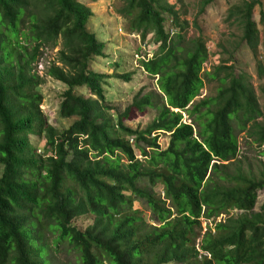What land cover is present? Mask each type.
Listing matches in <instances>:
<instances>
[{"label": "trees", "instance_id": "1", "mask_svg": "<svg viewBox=\"0 0 264 264\" xmlns=\"http://www.w3.org/2000/svg\"><path fill=\"white\" fill-rule=\"evenodd\" d=\"M120 1L125 30L142 41L152 35L156 50L140 66L156 78L167 107L191 120L171 135L187 142L160 148L166 119L142 130L124 124L132 109L150 104L151 94L134 95L122 112L106 100V80L129 82L132 74L93 70L105 44L87 27L88 6L0 0V264H54L45 230L54 247L67 243L79 264H264V201L254 211L264 164L255 169L246 162L237 140L243 134L264 157V103L233 64L244 44L264 79L262 0L228 6L224 21L239 34L216 44L227 57L210 71L203 70L209 51L201 31L186 35L182 0L178 7L167 0ZM213 1L200 0L197 15ZM57 45L46 75L65 87L57 116L75 118L61 130L40 110L42 80L34 66L42 49ZM215 80L216 95L194 102L204 82ZM81 87L86 95L74 93ZM260 91L264 101L263 86ZM31 137L43 141L42 152ZM136 201L148 207L149 221ZM80 219L88 221L83 228Z\"/></svg>", "mask_w": 264, "mask_h": 264}, {"label": "rangeland", "instance_id": "2", "mask_svg": "<svg viewBox=\"0 0 264 264\" xmlns=\"http://www.w3.org/2000/svg\"><path fill=\"white\" fill-rule=\"evenodd\" d=\"M90 8L93 13L87 27L95 34V36L105 44V56L98 58L93 64V70L96 72L112 76L113 74L130 73L131 79L129 82H123L116 78H108L105 85V97L110 105L119 108L122 112L126 107L130 106L134 95L140 92V95L151 94V102L148 106L140 109H132L124 124L132 129L142 130L153 119H166L170 123L158 133L157 143L161 149H165L172 142L175 148H181L185 142L180 139L171 137L174 130L181 125H191V120L186 113L172 110L167 107L164 96L158 90L156 78L149 77L143 72L140 66V60H147L153 56L156 48L151 44L148 35L142 41L139 34L129 33L125 30L126 21L118 14V9L122 3L120 0H78ZM186 6L187 14L184 19L190 23L187 37L192 38L198 35L200 30L202 36L206 40L208 46L209 58L203 65L204 71H210L211 68L222 62L227 56L223 54L216 44L221 40H225V35L231 32L239 34L236 26L228 27V23L224 21L228 6L237 3L239 0H214L208 5L204 12L197 15L199 10L200 0H182ZM169 4L179 6L178 0H167ZM264 9V0H262ZM259 8L254 9V17L258 19ZM166 17V15H164ZM196 20L197 27H194ZM168 23V22H167ZM261 38L264 37V32L260 31ZM145 43V44H144ZM144 44V46H143ZM29 45V44H27ZM59 46L50 50L49 48L42 49L41 55L38 57L35 66L36 74L41 78L42 83L38 90L42 97L40 110L45 115L47 122L55 128L61 130L67 128L75 118L61 119L57 116L56 111L60 104V96L65 90V87L46 75V69L50 63L55 60L56 52ZM261 52V50H260ZM142 55V56H141ZM142 57V58H141ZM233 64L240 76L249 80L253 85L255 94L258 98L260 106H263V97L260 91V86L264 87V79L259 80L256 73V63L253 55L246 45L242 44L233 55ZM217 81H205L204 87L200 90L199 96L194 99V102L206 97H214L216 95ZM75 94L86 95L87 91L84 87L76 88ZM264 122V116L259 119ZM238 149L240 155L246 158L253 168H258L259 163L264 164V157L259 156V149L251 145L245 140L243 134L238 135ZM31 144L36 148L37 153L43 150V141L31 137ZM0 167V173H1ZM162 188L156 186L154 191L160 192ZM264 201V190L258 192L257 203L254 211L259 210V206ZM134 208L139 209L144 213V217L149 221V210L143 201L134 202ZM219 217L217 221L223 219ZM88 224L87 220L80 219L76 225L83 228ZM209 226H212L211 223ZM201 226L205 228L207 222L202 221ZM45 237L50 246V258L54 264H79L76 253L69 249L67 243H62L57 247L51 244V234L47 230Z\"/></svg>", "mask_w": 264, "mask_h": 264}, {"label": "built area", "instance_id": "3", "mask_svg": "<svg viewBox=\"0 0 264 264\" xmlns=\"http://www.w3.org/2000/svg\"><path fill=\"white\" fill-rule=\"evenodd\" d=\"M145 44V43H144ZM144 44H143V46H144ZM154 46V45H153ZM155 47V46H154ZM142 56V55H141ZM142 58V57H141Z\"/></svg>", "mask_w": 264, "mask_h": 264}, {"label": "water", "instance_id": "4", "mask_svg": "<svg viewBox=\"0 0 264 264\" xmlns=\"http://www.w3.org/2000/svg\"><path fill=\"white\" fill-rule=\"evenodd\" d=\"M177 112L179 111V110H176Z\"/></svg>", "mask_w": 264, "mask_h": 264}]
</instances>
